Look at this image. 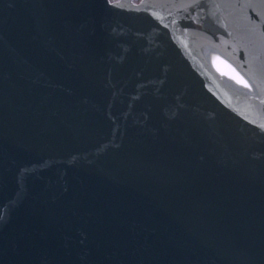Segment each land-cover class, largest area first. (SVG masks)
Returning <instances> with one entry per match:
<instances>
[{
    "label": "water",
    "instance_id": "water-1",
    "mask_svg": "<svg viewBox=\"0 0 264 264\" xmlns=\"http://www.w3.org/2000/svg\"><path fill=\"white\" fill-rule=\"evenodd\" d=\"M0 264H264V0H0Z\"/></svg>",
    "mask_w": 264,
    "mask_h": 264
},
{
    "label": "flooded vegetation",
    "instance_id": "flooded-vegetation-1",
    "mask_svg": "<svg viewBox=\"0 0 264 264\" xmlns=\"http://www.w3.org/2000/svg\"><path fill=\"white\" fill-rule=\"evenodd\" d=\"M136 1H138V0H136Z\"/></svg>",
    "mask_w": 264,
    "mask_h": 264
}]
</instances>
